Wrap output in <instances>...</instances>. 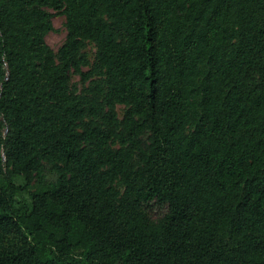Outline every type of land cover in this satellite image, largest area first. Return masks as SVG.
<instances>
[{"label":"trees","instance_id":"obj_1","mask_svg":"<svg viewBox=\"0 0 264 264\" xmlns=\"http://www.w3.org/2000/svg\"><path fill=\"white\" fill-rule=\"evenodd\" d=\"M0 264H264V0H0Z\"/></svg>","mask_w":264,"mask_h":264},{"label":"rangeland","instance_id":"obj_2","mask_svg":"<svg viewBox=\"0 0 264 264\" xmlns=\"http://www.w3.org/2000/svg\"><path fill=\"white\" fill-rule=\"evenodd\" d=\"M50 13H53L52 10H48ZM52 30L45 38L47 45L52 49V51L57 54L59 49L66 41L67 37V28H66V20L64 17H54L51 20ZM96 53L97 49L93 43L87 42L85 43L84 48L81 51V55L84 56L88 61V66L83 67V72L88 73L91 72L97 64L96 61ZM105 84V73L104 70L97 69L94 73L93 77L89 81H84L79 74L71 73L70 80V91L76 94H83L86 89L91 86H104ZM127 107L125 106H117V113L119 119H122L124 113L126 112ZM192 131V127H188L187 133L190 134ZM113 149H119L120 146L118 144H114L112 146ZM48 168V167H47ZM119 190H123L120 185L117 186ZM37 190V181H34L33 188L31 192H35Z\"/></svg>","mask_w":264,"mask_h":264}]
</instances>
